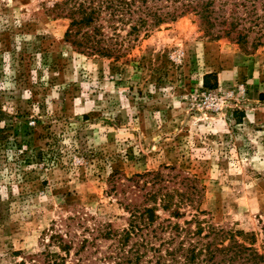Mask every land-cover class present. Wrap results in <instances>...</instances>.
Here are the masks:
<instances>
[{
    "label": "rangeland",
    "instance_id": "obj_1",
    "mask_svg": "<svg viewBox=\"0 0 264 264\" xmlns=\"http://www.w3.org/2000/svg\"><path fill=\"white\" fill-rule=\"evenodd\" d=\"M64 1L0 0V264H103L117 246L104 231L145 207L157 228L197 216L260 244L264 39H211L187 15L137 38L119 30V59L89 56L67 41Z\"/></svg>",
    "mask_w": 264,
    "mask_h": 264
},
{
    "label": "trees",
    "instance_id": "obj_2",
    "mask_svg": "<svg viewBox=\"0 0 264 264\" xmlns=\"http://www.w3.org/2000/svg\"><path fill=\"white\" fill-rule=\"evenodd\" d=\"M69 6L71 23L66 32L67 41L72 39L76 51L89 56L119 59L126 49L124 43L119 41V30L128 28L127 37L137 38L142 31L176 22L187 15L197 16L205 35L211 39L226 37L244 46L252 33L255 34V49L263 45L264 0H65L58 7L66 9ZM105 28H109L116 38L107 37L103 33ZM211 88L215 89V86ZM161 196L164 202L167 200L165 198L170 199L169 195ZM157 197L158 194L151 196L153 201ZM164 208L167 210L169 207ZM156 211L155 207L133 208L130 211L129 226L122 233L115 235L110 230L104 231L103 238L114 237L117 246L110 256L104 257L100 262L264 264V240L259 244L257 233L225 230L212 225L205 228L202 221L195 220L197 216L185 222L186 228L178 224L157 228ZM174 216L178 217L179 214L175 213ZM193 224L196 225L195 230L189 227ZM167 230H170V236L163 238L156 247L152 239H157L159 231L163 234ZM51 241L62 252L67 255L70 253L72 245L62 236H53ZM87 243L86 240L82 242L78 253L85 250ZM162 248L165 249L164 254ZM150 252L155 254L154 257L152 260H145ZM52 258H55L54 262L58 259L65 261L58 254L48 257Z\"/></svg>",
    "mask_w": 264,
    "mask_h": 264
}]
</instances>
